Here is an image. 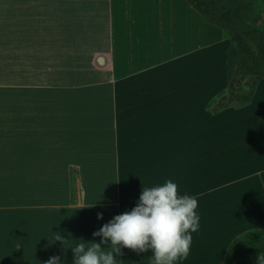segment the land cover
Masks as SVG:
<instances>
[{
    "label": "crops",
    "instance_id": "obj_1",
    "mask_svg": "<svg viewBox=\"0 0 264 264\" xmlns=\"http://www.w3.org/2000/svg\"><path fill=\"white\" fill-rule=\"evenodd\" d=\"M5 7L0 264H74L76 243H99L93 233L131 212L142 187L169 180L200 217L174 264H222L235 238L264 230V79L245 106L207 109L228 82L222 28L187 0ZM121 252L116 264H154L151 250Z\"/></svg>",
    "mask_w": 264,
    "mask_h": 264
},
{
    "label": "clouds",
    "instance_id": "obj_2",
    "mask_svg": "<svg viewBox=\"0 0 264 264\" xmlns=\"http://www.w3.org/2000/svg\"><path fill=\"white\" fill-rule=\"evenodd\" d=\"M197 207V199L178 195L177 184L171 180L162 186L142 187L140 201L131 212L115 216L93 233L102 237L99 243L81 240L71 248L74 264H116L115 257L122 255L121 246L138 254L151 250L154 264L187 259L192 233L199 229ZM97 218L103 219L102 213ZM53 241L67 242L59 233H53L49 243ZM109 241L111 246L102 248ZM46 264H60V257H51ZM258 264H264V254L258 256Z\"/></svg>",
    "mask_w": 264,
    "mask_h": 264
},
{
    "label": "rangeland",
    "instance_id": "obj_3",
    "mask_svg": "<svg viewBox=\"0 0 264 264\" xmlns=\"http://www.w3.org/2000/svg\"><path fill=\"white\" fill-rule=\"evenodd\" d=\"M220 7L222 12L228 13L232 23L240 29L250 44L255 45L259 50L256 52L261 57L264 64V0H212ZM9 0H0V80L9 79L4 77L3 68L10 67V32L12 28L9 8L5 7ZM225 31V30H224ZM230 39L231 46L235 45L232 36L225 31ZM234 69L228 79L227 86L220 91L207 107L211 113H217L226 107H237L250 97L257 82L263 79L260 73L256 72L257 65L246 59L244 52L237 49ZM238 63L244 64L247 74L240 72ZM7 75L9 73L7 72ZM0 81V82H1ZM4 92L5 87L0 89ZM1 94V93H0ZM251 100V99H250ZM2 98L0 97V105ZM4 105V104H3ZM4 109V106H3ZM128 109V106H127Z\"/></svg>",
    "mask_w": 264,
    "mask_h": 264
},
{
    "label": "trees",
    "instance_id": "obj_4",
    "mask_svg": "<svg viewBox=\"0 0 264 264\" xmlns=\"http://www.w3.org/2000/svg\"><path fill=\"white\" fill-rule=\"evenodd\" d=\"M187 1L207 22L222 28L232 36L235 45L231 46L227 52L228 79L234 69L237 49L244 52L247 60L257 65L256 72L260 73L264 79V64L261 63L263 62L261 57L256 54L259 48L250 44L249 39L244 37L245 34L232 23L228 13L222 12L220 7L212 0ZM238 67H240L242 74L248 73L244 64L238 63ZM250 99L251 97L241 103L240 106L248 104ZM260 254H264V230L248 231L232 241L225 253L222 264H258V256Z\"/></svg>",
    "mask_w": 264,
    "mask_h": 264
}]
</instances>
